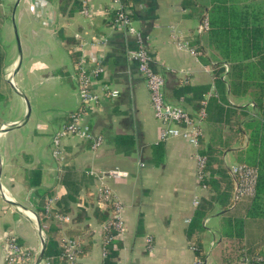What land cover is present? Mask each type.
<instances>
[{
    "label": "crops",
    "instance_id": "0c3cea01",
    "mask_svg": "<svg viewBox=\"0 0 264 264\" xmlns=\"http://www.w3.org/2000/svg\"><path fill=\"white\" fill-rule=\"evenodd\" d=\"M184 2L130 0L132 20L146 36L152 67L165 77L166 99L192 116L206 141L212 126L222 128L226 138L228 126L207 122L201 115L205 110L199 109L215 93L217 61L206 63L194 45L202 37V20ZM116 7L112 0H0V264H50L44 258L39 262L46 240L38 213L43 200L49 213L52 208H72L66 214L71 221L63 223L75 224L83 241L91 243L82 256L80 243L77 264H102L108 243L105 223L98 221L95 210L107 208L105 192L122 204L125 231L114 240L117 264H196L189 226L198 205H208L214 195L198 173L196 154L206 144L199 141L195 146L180 137L160 139L162 124L132 57L134 38L115 25ZM20 24H32L27 42ZM11 29L17 55L8 47ZM26 49L28 64L22 74ZM80 70L90 74L91 87L100 96L82 118L94 137L104 138L96 149L77 135H58L80 107ZM106 88L119 89V96L107 97ZM41 91L44 96L52 91V106ZM226 97L230 106L255 112L251 89L234 94L228 87ZM57 138L61 152L56 156ZM243 143L232 138L230 149L217 146L216 158L230 170L240 164ZM214 166L219 168V163ZM64 168L74 172L72 178L80 186L76 200L60 181ZM114 169L124 175H113ZM215 178L224 192L227 184ZM208 210L205 264H225L221 227L226 212L217 201ZM13 239L28 252L27 262L7 259V244ZM66 239L73 240L65 234ZM245 239L247 248L264 249V221L247 218Z\"/></svg>",
    "mask_w": 264,
    "mask_h": 264
},
{
    "label": "trees",
    "instance_id": "16d2710c",
    "mask_svg": "<svg viewBox=\"0 0 264 264\" xmlns=\"http://www.w3.org/2000/svg\"><path fill=\"white\" fill-rule=\"evenodd\" d=\"M184 4L200 20L208 19L209 28L202 33L201 38L195 40L194 45L206 63L209 64L212 59L217 61L213 70L215 93L207 103L201 102L199 109L205 110L201 115L214 125L226 124L229 136L232 134V137L225 138L222 128L212 126L209 128L208 140L200 138V143L206 144L200 150L201 155L206 157L201 184L214 193L207 200L208 205L214 201L220 202L226 212L221 227L222 259L225 264H242L244 259L250 264H259L261 261L258 258L264 257V249L247 248L245 237L247 218L264 221V1L211 0L208 5H198L197 1L185 0ZM207 49L211 55L207 54ZM225 64L229 65L228 71ZM228 87L234 94L251 89L255 112L250 113L243 106H230L226 97ZM232 138L241 144L244 142L240 164L257 170L254 194L240 200H235L233 196L235 177L215 156L217 146H223V149L233 147ZM216 162L219 168H215ZM72 173L69 168H64L60 181L68 186L71 199L76 200L80 195V186L76 185ZM217 176L227 184L224 192L215 178ZM42 203L43 207L39 208L38 213L46 232L44 259L50 264H68L63 240L65 234L76 242H82L83 251L80 255H84L91 248V243L83 241L80 237L82 231L75 224L67 226L55 217L57 213L66 215L72 208H52L49 213L44 207L46 200ZM208 205H198L188 230L195 255L201 264H205L207 256L203 233L204 221L209 213ZM111 211L112 204L109 203L107 208H97L95 216L99 222L105 223ZM80 213L78 210L75 221H78ZM106 234L107 238L115 231ZM114 240L108 243L102 264H117L118 251L114 247Z\"/></svg>",
    "mask_w": 264,
    "mask_h": 264
},
{
    "label": "built area",
    "instance_id": "2783aa9c",
    "mask_svg": "<svg viewBox=\"0 0 264 264\" xmlns=\"http://www.w3.org/2000/svg\"><path fill=\"white\" fill-rule=\"evenodd\" d=\"M117 4L114 13L115 25L124 28L134 38L135 50L132 53V57L135 59L138 65L139 72L144 76L154 113L156 118L161 122V134L160 139L166 140L171 137L183 138L195 146L199 145L200 138L204 132L202 128L194 121L192 116L181 106L170 103L165 96V77L159 71H156L152 67V56L149 52L146 42L145 34L139 30L132 20V11L130 0H112ZM209 28L208 19L202 20L198 26V32L203 33ZM99 72V69H95L94 73ZM91 76L86 73L85 70H80L79 74V92L81 104L80 107L71 115V121L58 133V135L73 134L82 139L90 140L93 148H98L104 142L103 136L94 137L88 124L82 122V118L85 112L92 106L100 101V96L95 93L91 87ZM106 96L109 98H116L120 94L119 89L106 88ZM56 149L54 155H58L59 150V138L55 140ZM198 160V173L200 180L203 178L205 172L204 167L206 164V157L196 154ZM231 173L235 177V187L233 196L235 200H239L244 196H251L255 191V184L257 180V170L248 167L246 164H236L231 168ZM111 173L115 176L124 175V172L118 169H114ZM103 205L112 204L111 216L104 224V232L110 233L112 230L115 234H110L105 238V243H109L113 239H119L125 231V224L123 220L122 204L114 199L111 193H104ZM56 218L61 222H70L71 216L64 214H56ZM107 235V234H106ZM66 257L68 264H77L79 259V253L81 251L80 243L75 240L66 239ZM7 259L14 262L16 258L27 262L29 254L25 249L18 246L15 240H11L7 244ZM259 264H264V257H259ZM196 264H201L199 258H196ZM242 264H250L247 259H244Z\"/></svg>",
    "mask_w": 264,
    "mask_h": 264
},
{
    "label": "rangeland",
    "instance_id": "374dc122",
    "mask_svg": "<svg viewBox=\"0 0 264 264\" xmlns=\"http://www.w3.org/2000/svg\"><path fill=\"white\" fill-rule=\"evenodd\" d=\"M16 2V1H15ZM31 26H32V24H28V25H19V27H20V34H21V37H22V40L24 41V42H27V41H29V38H30V36H31ZM11 38H9L8 40H7V42H8V47L10 48V51H12L11 50V48L13 47L14 49H15V55H17V53H18V47H17V40H16V37H15V35H14V33L12 32V29H11ZM13 36V37H12ZM11 41V42H10ZM51 46H52V41H51ZM49 57H52V53L50 54V53H48L47 54ZM27 57H28V53H27V49L26 50H24V67L22 68V74L23 73H25V71L27 70V64H28V59H27ZM42 76V75H41ZM42 93H41V97H44L47 101H48V104L50 105V106H52V91H50L49 92V94L48 93H46L45 94V96H44V93H43V91H41ZM46 92H47V90H46ZM217 127H219V126H217ZM220 147H223V146H220ZM223 148H221V150H222ZM224 150H225V148H224ZM216 153H217V151H216ZM244 197H246V196H244ZM244 197H242V198H244ZM241 198V199H242ZM240 200V199H239ZM44 263V262H43ZM42 263V264H43Z\"/></svg>",
    "mask_w": 264,
    "mask_h": 264
},
{
    "label": "water",
    "instance_id": "95a60500",
    "mask_svg": "<svg viewBox=\"0 0 264 264\" xmlns=\"http://www.w3.org/2000/svg\"><path fill=\"white\" fill-rule=\"evenodd\" d=\"M40 229H41V224H40ZM42 251H41V254H40V257H39V262L43 260L44 258V253H45V247H46V241L45 239L43 238V241H42Z\"/></svg>",
    "mask_w": 264,
    "mask_h": 264
}]
</instances>
